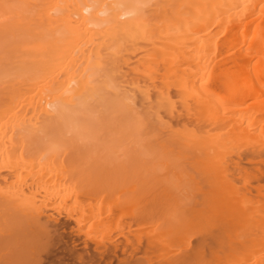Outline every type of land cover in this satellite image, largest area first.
<instances>
[{"label":"bare ground","instance_id":"1","mask_svg":"<svg viewBox=\"0 0 264 264\" xmlns=\"http://www.w3.org/2000/svg\"><path fill=\"white\" fill-rule=\"evenodd\" d=\"M0 264H264V0H0Z\"/></svg>","mask_w":264,"mask_h":264}]
</instances>
